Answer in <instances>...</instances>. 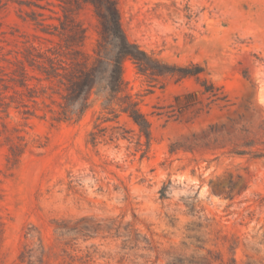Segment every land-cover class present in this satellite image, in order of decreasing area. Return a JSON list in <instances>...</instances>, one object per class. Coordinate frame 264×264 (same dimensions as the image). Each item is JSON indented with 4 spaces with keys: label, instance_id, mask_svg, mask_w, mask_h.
Segmentation results:
<instances>
[{
    "label": "rangeland",
    "instance_id": "1",
    "mask_svg": "<svg viewBox=\"0 0 264 264\" xmlns=\"http://www.w3.org/2000/svg\"><path fill=\"white\" fill-rule=\"evenodd\" d=\"M116 1L129 40L204 71L150 79L123 62L148 148L117 106L58 121L24 55L52 47L67 66L66 33L41 31L61 21L86 28L92 53L93 10L0 0V264H264V0Z\"/></svg>",
    "mask_w": 264,
    "mask_h": 264
},
{
    "label": "trees",
    "instance_id": "2",
    "mask_svg": "<svg viewBox=\"0 0 264 264\" xmlns=\"http://www.w3.org/2000/svg\"><path fill=\"white\" fill-rule=\"evenodd\" d=\"M77 6H91L96 17V44L92 53L82 50L86 38V28L76 26L74 23L66 24L60 22L64 33L55 31L56 24L53 22L45 24L54 28V31L42 27L41 31L50 36H58L61 40L62 34L66 33L63 46L68 49L67 66L63 64L57 49L46 47L41 50L33 47L35 54L27 50L24 60L29 66H36L41 73L40 79L47 81L51 93L56 92L61 101L57 102L59 109L52 110L54 119L58 121H77L92 105L99 101L102 109L113 112V118L118 117L114 106L126 113L138 128L139 136L145 138V146L148 148L151 130L147 117L138 107L126 91L125 81L122 76L123 62L130 59L137 71L150 79L158 75H171L179 78L195 77L200 79L204 71L198 62H189L185 65L168 64L151 56L137 43L126 36L120 20V14L116 0H73ZM60 6V5H59ZM63 15L69 19L67 9L60 6ZM44 8V7H42ZM51 12L58 13L55 9L48 8ZM51 19L59 20V16H49ZM203 92L212 90V83L205 79L200 80ZM57 85L58 88H53ZM43 89V97L50 98L52 94ZM45 106L48 105L42 100ZM97 134L90 132V142L95 143ZM165 193H161L163 198Z\"/></svg>",
    "mask_w": 264,
    "mask_h": 264
}]
</instances>
